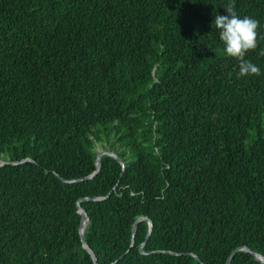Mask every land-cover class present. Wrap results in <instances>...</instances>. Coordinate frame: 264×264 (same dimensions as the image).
Segmentation results:
<instances>
[{"label": "trees", "instance_id": "obj_1", "mask_svg": "<svg viewBox=\"0 0 264 264\" xmlns=\"http://www.w3.org/2000/svg\"><path fill=\"white\" fill-rule=\"evenodd\" d=\"M226 3L0 0V264H94L77 201L96 264L264 256V0L239 78Z\"/></svg>", "mask_w": 264, "mask_h": 264}, {"label": "clouds", "instance_id": "obj_2", "mask_svg": "<svg viewBox=\"0 0 264 264\" xmlns=\"http://www.w3.org/2000/svg\"><path fill=\"white\" fill-rule=\"evenodd\" d=\"M223 9L226 14L214 16L212 27L218 31L224 54L235 58L239 62L238 78L260 75V69L251 61L245 59L248 51L257 48L259 21L247 16L239 17L235 11V0H227ZM259 55H264V49L261 50Z\"/></svg>", "mask_w": 264, "mask_h": 264}, {"label": "water", "instance_id": "obj_3", "mask_svg": "<svg viewBox=\"0 0 264 264\" xmlns=\"http://www.w3.org/2000/svg\"><path fill=\"white\" fill-rule=\"evenodd\" d=\"M103 154H111V155H113L114 157H115V159H117L118 161H119V163L121 164V167L123 168L124 167V162H123V160L116 154V153H114V152H110V151H107V150H102L101 152H99L97 155H96V157H95V166H96V168L94 169V171L91 173V174H89V175H87L86 176V178H89V177H92L96 172H97V170H98V167H99V161H100V157L103 155ZM24 160H31L30 158H24V159H21V160H18V161H7V160H3V159H0V165H4V164H7V163H18V162H22V161H24ZM75 180H79V179H71V180H68V181H75ZM102 198H104V197H100V198H96V197H84V198H81V199H87V200H90V199H102ZM77 212L78 213H80V221H79V235H80V237H81V240H82V245H83V247L84 248H86L90 253H91V256H92V258H93V261H94V264H96L95 263V258H94V256H93V253H92V251L88 248V246L86 245V243L84 242V240H83V230H84V227H85V225L87 224V222H88V216H87V213H86V211L84 210V208L83 207H81L80 205H79V202L77 201ZM85 219V225H84V227H82V222H83V220ZM140 219H144V220H146L147 222H148V231H147V234H146V237H145V241L148 239V237H149V235H150V233H151V227H152V223H151V221H150V219L149 218H141V217H139V218H137L135 221H134V223H133V226H132V236H131V243H133V239H134V231H135V227H136V223L140 220ZM142 245V244H141ZM141 245L139 246V248H141ZM236 250H244V251H246V252H250L253 256H254V258L256 259V260H259V261H261V262H264V256H262V255H260V254H258V253H255V252H253V251H251L247 246H241V247H237V248H235V249H233L231 252H230V254L228 255V257H227V259H226V262H225V264H230V259H231V257H232V255L235 253V251ZM197 260H199L198 259V256H196L195 254H192ZM202 264V263H201Z\"/></svg>", "mask_w": 264, "mask_h": 264}, {"label": "bare ground", "instance_id": "obj_4", "mask_svg": "<svg viewBox=\"0 0 264 264\" xmlns=\"http://www.w3.org/2000/svg\"><path fill=\"white\" fill-rule=\"evenodd\" d=\"M85 222H86V221L84 220V222L82 223V227H84V225H85Z\"/></svg>", "mask_w": 264, "mask_h": 264}, {"label": "rangeland", "instance_id": "obj_5", "mask_svg": "<svg viewBox=\"0 0 264 264\" xmlns=\"http://www.w3.org/2000/svg\"><path fill=\"white\" fill-rule=\"evenodd\" d=\"M99 149H101V148H99Z\"/></svg>", "mask_w": 264, "mask_h": 264}]
</instances>
